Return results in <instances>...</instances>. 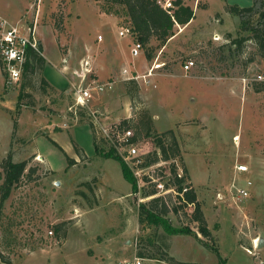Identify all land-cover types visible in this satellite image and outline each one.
Returning a JSON list of instances; mask_svg holds the SVG:
<instances>
[{
	"label": "rangeland",
	"instance_id": "1",
	"mask_svg": "<svg viewBox=\"0 0 264 264\" xmlns=\"http://www.w3.org/2000/svg\"><path fill=\"white\" fill-rule=\"evenodd\" d=\"M186 3L196 10L195 21L189 27L176 25L173 39L167 47L152 50L151 59L144 51L134 59L131 36L122 44L127 56L107 50L109 40L124 39L119 29L128 25L120 4L105 0H0V16L8 22L19 20L32 29L38 25L49 75L78 82L80 77L74 72L80 73L83 61L89 60L93 68L90 80H116L112 89L95 93L89 107L75 112L70 82L60 90H45L43 70L23 73L19 81L9 82L0 66V165L11 153L15 161L30 160L28 167L35 168L31 178H22L7 200L2 204L0 200V254L10 261L6 263L0 256V264H100L102 260L92 262L83 253L123 227L129 229L122 244L131 238L134 254L157 255L169 244L168 253L181 261L264 264V244L260 245L264 243V90L255 89L264 84V58L252 41H246L240 52L225 39L229 32L233 38L250 35L241 30L240 18L229 13L227 6L248 7L254 0ZM257 18L252 20L256 23ZM40 51L43 53V48ZM189 59L195 65L186 73L183 65ZM99 60L112 68L102 77L96 72ZM124 67L139 79L127 80ZM97 101L101 106L95 105ZM97 109L109 123L129 118L137 121L140 112H149L154 116L155 131L174 130L179 156L195 187L211 238L198 232L197 223L189 219L192 211L188 206L180 216L172 211L168 217L175 226H190L192 234L168 235L162 227L141 228L139 205L151 199L143 196L144 177L157 175L160 165L143 170L139 179L142 188L134 192L120 162L94 150L96 139L87 111ZM128 114L131 117H126ZM73 125L77 127L63 130ZM51 138L77 161L74 165L68 166L66 155ZM75 144L86 159H81ZM136 146L143 154L158 150L154 139L144 134ZM239 164L250 170L238 173ZM249 180L253 182L248 187L250 196L236 203L232 195ZM126 257L133 256L119 253L111 264H125Z\"/></svg>",
	"mask_w": 264,
	"mask_h": 264
},
{
	"label": "trees",
	"instance_id": "2",
	"mask_svg": "<svg viewBox=\"0 0 264 264\" xmlns=\"http://www.w3.org/2000/svg\"><path fill=\"white\" fill-rule=\"evenodd\" d=\"M113 4H120L124 9L125 16L128 20V25L131 28L132 38L139 40L143 45V51L147 59L153 57L155 48H162L166 46L169 40L175 35V26L186 25L195 17V9L186 3V0H174L175 10L170 14L161 4V0H105ZM200 1H198L199 3ZM229 13L236 15L240 18L241 30L247 31L250 35H240L233 38L232 33L226 34V41L235 45L238 51L243 52L246 41L254 42L259 54L264 58V0H254L252 6L241 7L238 5H228L226 9ZM258 15L256 23L252 20ZM46 64L45 57L37 50L30 49L28 51V59L25 63L24 73L26 75L41 72ZM42 87L46 90L47 87H53L47 79L43 76L41 78ZM256 91L264 90V84L255 87ZM137 121L134 118H129L121 121L122 125H127L134 131L132 138L133 142H139L140 137L144 134L151 137L155 141L156 150L149 154H143L140 167H149L152 165L165 162V165L170 169V177L167 186L175 185L177 191L180 193L184 185H188V190L184 193V198L179 195L174 196L171 193L166 195H157L158 191L152 184L143 192V196H148L151 199L148 202L140 203L139 205V223L141 228L144 227H162L168 235L178 234H192L193 230L190 226H175L172 224L168 215L174 211L178 216L184 212V208L188 204H192L193 212L189 219L195 221L198 226V232L207 238L212 237L211 229L208 226L201 204L197 199L195 187L192 184L188 170L180 155V145L176 138L174 130H167L158 133L155 131L154 121L149 112H140ZM130 121L136 122L130 125ZM128 123V124H127ZM16 125V123H15ZM52 142L59 147L66 155L68 166L74 165L77 161L70 157L67 152L56 141L51 139ZM77 152L81 154V159H86V154L77 144L74 145ZM96 152L103 154L106 158H114L118 160L122 167L123 176L126 180L132 183L134 192L139 191L138 178L133 173L130 166L125 160L119 156L115 150H105L95 140ZM30 160L15 161L11 153L1 162L0 170V200L1 204L7 200L13 189H15L21 182L22 178L28 176L31 178L32 172L35 168L28 167ZM159 173L163 175L165 166L158 167ZM180 170L182 175L180 176ZM155 175V174H154ZM155 175V176H157ZM145 181L149 178L145 175ZM90 187V184L87 183ZM185 213V212H184ZM58 228V227H57ZM197 235V234H196ZM150 243L154 240L150 239ZM165 249L157 255L146 256L143 252H137L138 255L144 258L157 259L169 264H203L181 261L170 255L167 251L169 244L164 245ZM216 253L219 255V249L215 248ZM2 260L10 263L9 260L0 254Z\"/></svg>",
	"mask_w": 264,
	"mask_h": 264
},
{
	"label": "built area",
	"instance_id": "3",
	"mask_svg": "<svg viewBox=\"0 0 264 264\" xmlns=\"http://www.w3.org/2000/svg\"><path fill=\"white\" fill-rule=\"evenodd\" d=\"M37 3L41 0H36ZM161 4L170 14L174 13L176 8L174 0H161ZM121 37L131 36V28L129 25H124L119 31ZM102 39V36H99ZM216 40L220 39L219 35L215 36ZM30 49L40 51V42L35 34V29L27 28L22 29L18 26L11 25L5 18L0 16V66L4 72L5 79L9 82L19 81L24 73L25 63L28 59V51ZM143 52V45L139 40L133 39L131 54L134 58L139 57ZM42 54V53H41ZM67 63V59H65ZM195 61L189 59L183 65L185 72H189L194 68ZM159 67V64H156ZM92 62L89 60H84L81 71H75L74 74L79 75L80 80L77 84L73 85V92L75 95L76 110L89 107V104L93 98L95 92L104 93L112 89L115 85L114 80L107 81H97L90 80V74L92 72ZM127 80H137L139 75L134 74L131 70L125 68L123 70ZM261 78V76H259ZM90 119L91 128L94 137L98 144L101 142L104 146H109V148L115 150V152L121 156L125 162L130 166L135 176L138 178V184L140 175L146 167H140L142 162L143 153L138 152L137 143L133 142L132 138L134 136V131L127 125H122L121 122L109 123L106 122L104 114L98 111H87ZM145 154V153H144ZM165 166L163 175H150L147 174L149 180L144 183L146 188H149L154 184L157 189V195H166L168 193L174 196L179 195L184 198V193L188 190L189 186L184 185L182 191L179 193L175 185H166L170 177V169H166L165 162L161 164ZM237 170L240 172L248 171L249 167L246 164H239ZM179 175H182V170H180ZM252 181H247V185L244 187H237L236 194L232 195L235 202L242 201L244 198L250 196V190L248 187L252 186ZM233 187H236L234 184ZM139 188H142L139 184ZM221 194L218 193V198H221ZM188 211L193 212L192 204H188ZM52 232V231H51ZM256 246H253V249ZM247 249V251L252 255H257L255 250ZM146 258L134 254L131 259L125 260V264H145Z\"/></svg>",
	"mask_w": 264,
	"mask_h": 264
},
{
	"label": "crops",
	"instance_id": "4",
	"mask_svg": "<svg viewBox=\"0 0 264 264\" xmlns=\"http://www.w3.org/2000/svg\"><path fill=\"white\" fill-rule=\"evenodd\" d=\"M200 1V0H198ZM196 19V10H195V17L186 25H183L184 27H189ZM10 23V22H9ZM11 25L13 26H18V27H21L22 29H27V27L25 26V24H23V22L21 21H17L16 23H10ZM179 25V24H177ZM181 26V25H179ZM35 34H36V37L38 38V40L40 41L41 43V46L40 48H43V53L42 55L45 57L46 59V64H45V67L43 69V76L47 79V81L55 88V89H63L65 88V86H67V83H71V85H75L77 84V81L74 80L72 78V81H69V77L68 78H65L64 76L60 75V76H55V75H49L47 72H46V68L48 66V63H49V59H48V55L46 54V51H45V48L43 46V43H42V40L40 38V36L38 35V25H35ZM121 29V28H120ZM119 29V31H120ZM175 36V35H174ZM173 36V37H174ZM126 37H122L124 39H120V40H109L108 43H107V50L110 54H120L122 57L123 56H127V51H125V48L124 46L122 45L123 42H125ZM173 37L170 39L172 40ZM169 40V41H170ZM132 44V43H131ZM168 43L166 44V46L164 47H167ZM132 56V54H131ZM141 56V55H140ZM139 56V57H140ZM133 57V56H132ZM137 57V58H139ZM134 58V57H133ZM136 59V58H134ZM108 63V62H107ZM96 66V69L99 74H100V77L102 73H107L108 71H110L112 68L111 66H106L105 65L103 66V62L101 60H99L97 62V64L95 65ZM126 67L123 68V70L125 69ZM123 70H122V73H123ZM192 71V70H191ZM190 72V71H189ZM189 72H186V73H189ZM61 74V73H60ZM124 75V74H123ZM125 76V75H124ZM105 77V76H104ZM109 79V78H108ZM107 80V79H106ZM131 81V80H130ZM114 82L116 83V80H114ZM69 83V84H70ZM97 94H100L101 92H95ZM94 93V95H95ZM105 93V92H104ZM93 95V96H94ZM92 102V100H91ZM101 102V101H100ZM95 105H100L97 101V104L95 102ZM101 106V105H100ZM97 107V106H96ZM98 108V107H97ZM97 111L99 112H102L101 109H97ZM103 113V112H102ZM126 117H131V114H128ZM153 118V121H154V124H155V120H154V116H152ZM63 127V126H62ZM74 127H77V125H73L72 127H68L67 126H64L63 127V130L65 129H70V128H74ZM62 130V131H63ZM52 131H50L51 133ZM53 133V132H52ZM52 135H55V133H53ZM75 136V135H74ZM53 139L54 141H56L54 138H51ZM60 146H62L58 141H56ZM93 144H95V140L93 139ZM64 148V147H63ZM67 153L68 151L66 149H64ZM94 150H96V148L94 147ZM38 154H40L39 152H37ZM41 155V154H40ZM250 170V169H249ZM248 170V171H249ZM238 171V170H237ZM238 173H241L240 171H238ZM121 197H118V199H120ZM115 199V198H113ZM121 228V227H120ZM128 229L127 227H123L122 229H118V234L117 235H111V237L109 238V240H103V241H99L97 240L96 243L90 247L88 250L85 251V253H83V257L84 258H89L93 261H98V260H102V262H100V264H111V261H112V258H117L118 257V254L121 253V254H128L130 253L131 256H134V249L131 248L130 246V241H131V238H125V245L123 246V238L126 237L127 233H128ZM264 243L262 242V245ZM113 259V260H115ZM130 259V258H129ZM125 260H128V258H124V261ZM146 261H151L153 263H156L158 262L159 264H169L167 262H164V261H159L157 259H147L146 258Z\"/></svg>",
	"mask_w": 264,
	"mask_h": 264
},
{
	"label": "water",
	"instance_id": "5",
	"mask_svg": "<svg viewBox=\"0 0 264 264\" xmlns=\"http://www.w3.org/2000/svg\"><path fill=\"white\" fill-rule=\"evenodd\" d=\"M262 242H263V241L260 242V245H262Z\"/></svg>",
	"mask_w": 264,
	"mask_h": 264
}]
</instances>
